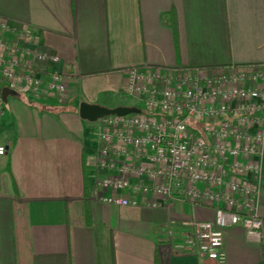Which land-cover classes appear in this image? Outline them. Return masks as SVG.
I'll use <instances>...</instances> for the list:
<instances>
[{
  "label": "crops",
  "instance_id": "0c3cea01",
  "mask_svg": "<svg viewBox=\"0 0 264 264\" xmlns=\"http://www.w3.org/2000/svg\"><path fill=\"white\" fill-rule=\"evenodd\" d=\"M3 19L15 31L40 28L31 46L59 56L66 100L6 96L0 264H264V163L259 236L228 226L224 261L199 260L168 241L163 227L189 229L185 222L210 219L212 209L181 201L158 208L99 201L90 175L96 144L77 114L81 100L130 105L104 102L102 94L123 93L128 65L264 61V0H0ZM52 119L61 132L50 130Z\"/></svg>",
  "mask_w": 264,
  "mask_h": 264
},
{
  "label": "built area",
  "instance_id": "2783aa9c",
  "mask_svg": "<svg viewBox=\"0 0 264 264\" xmlns=\"http://www.w3.org/2000/svg\"><path fill=\"white\" fill-rule=\"evenodd\" d=\"M7 33V35L3 33ZM40 28L0 21V89L62 104L66 81L56 54L33 49ZM121 90L136 112L93 120L91 177L96 198L120 206L173 201L212 209L189 229L164 225V237L199 260L223 262V230L240 225L259 236L264 163V61L208 66L132 64ZM135 106V105H134ZM0 96V119L4 113ZM6 145L0 139V155Z\"/></svg>",
  "mask_w": 264,
  "mask_h": 264
},
{
  "label": "water",
  "instance_id": "95a60500",
  "mask_svg": "<svg viewBox=\"0 0 264 264\" xmlns=\"http://www.w3.org/2000/svg\"><path fill=\"white\" fill-rule=\"evenodd\" d=\"M8 94H15V91L7 86H2L0 89V96L4 102L6 101V96ZM138 110L139 108L134 105H115L108 107L95 102H87L85 100L79 101L77 106L78 116L89 121H93L97 117L107 113L124 114L128 112H136Z\"/></svg>",
  "mask_w": 264,
  "mask_h": 264
},
{
  "label": "rangeland",
  "instance_id": "374dc122",
  "mask_svg": "<svg viewBox=\"0 0 264 264\" xmlns=\"http://www.w3.org/2000/svg\"><path fill=\"white\" fill-rule=\"evenodd\" d=\"M102 94L104 95L103 101L107 102V103L120 102V103L135 105V106H141V102L137 98L136 99H133V98L130 99L131 96H128V94H126L124 92L123 93H121V92L116 93L113 90H111V91L102 92ZM54 113L58 117L57 113H59V112L55 111ZM83 121H84L83 123H85L84 125H85V128L87 129L88 136L90 137V128L93 125V121H89L86 119H83ZM51 124H52L50 127L51 131H54V132H61L62 131V127L56 122L55 119H52ZM90 139H91V137H90Z\"/></svg>",
  "mask_w": 264,
  "mask_h": 264
},
{
  "label": "trees",
  "instance_id": "16d2710c",
  "mask_svg": "<svg viewBox=\"0 0 264 264\" xmlns=\"http://www.w3.org/2000/svg\"><path fill=\"white\" fill-rule=\"evenodd\" d=\"M85 189H86V187H85ZM84 194H85V192H84Z\"/></svg>",
  "mask_w": 264,
  "mask_h": 264
}]
</instances>
